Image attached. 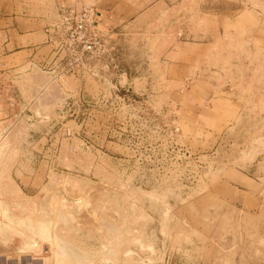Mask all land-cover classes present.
Returning a JSON list of instances; mask_svg holds the SVG:
<instances>
[{
    "label": "rangeland",
    "instance_id": "374dc122",
    "mask_svg": "<svg viewBox=\"0 0 264 264\" xmlns=\"http://www.w3.org/2000/svg\"><path fill=\"white\" fill-rule=\"evenodd\" d=\"M129 1L100 63L0 33L1 173L66 204L97 264H264V0ZM19 245L0 264H44Z\"/></svg>",
    "mask_w": 264,
    "mask_h": 264
},
{
    "label": "bare ground",
    "instance_id": "6f19581e",
    "mask_svg": "<svg viewBox=\"0 0 264 264\" xmlns=\"http://www.w3.org/2000/svg\"><path fill=\"white\" fill-rule=\"evenodd\" d=\"M43 116L39 115L40 120ZM1 171L0 167V247H8L12 242L16 244L20 240V248L37 259L42 256L39 259H43L44 264H97L90 254L67 239V235L65 237L75 226V218L66 204L62 205L54 197L36 203L23 201L19 191L10 180V183L7 182L8 179ZM11 193L18 194L16 202L11 198ZM101 228H104L102 224Z\"/></svg>",
    "mask_w": 264,
    "mask_h": 264
},
{
    "label": "crops",
    "instance_id": "0c3cea01",
    "mask_svg": "<svg viewBox=\"0 0 264 264\" xmlns=\"http://www.w3.org/2000/svg\"><path fill=\"white\" fill-rule=\"evenodd\" d=\"M65 1L67 0L62 3ZM35 2L37 0H0L1 49L5 57L25 53L32 62L49 66L51 69L59 51L56 40L47 33V29L58 20L61 3L59 4L58 0H46L49 5H46L48 10L45 13V4ZM131 4L129 0H109L106 5L99 3V26L109 31L114 28L118 30L122 23L132 17L134 9ZM146 4L147 2L143 3ZM102 18L110 23L106 25ZM51 38L54 42L49 40Z\"/></svg>",
    "mask_w": 264,
    "mask_h": 264
},
{
    "label": "built area",
    "instance_id": "2783aa9c",
    "mask_svg": "<svg viewBox=\"0 0 264 264\" xmlns=\"http://www.w3.org/2000/svg\"><path fill=\"white\" fill-rule=\"evenodd\" d=\"M47 33L56 40L58 51L61 49L66 53L78 54L80 50L84 64L86 61L100 63L108 52L110 36L99 26L96 3H87L80 7L64 6L58 20L49 25ZM53 39L49 40L54 42Z\"/></svg>",
    "mask_w": 264,
    "mask_h": 264
},
{
    "label": "water",
    "instance_id": "95a60500",
    "mask_svg": "<svg viewBox=\"0 0 264 264\" xmlns=\"http://www.w3.org/2000/svg\"><path fill=\"white\" fill-rule=\"evenodd\" d=\"M39 118V117H38Z\"/></svg>",
    "mask_w": 264,
    "mask_h": 264
}]
</instances>
